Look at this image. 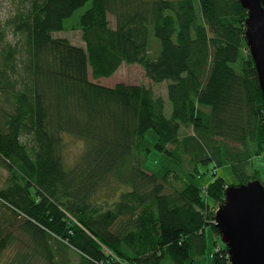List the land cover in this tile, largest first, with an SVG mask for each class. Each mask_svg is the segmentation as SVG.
Listing matches in <instances>:
<instances>
[{
	"label": "trees",
	"instance_id": "16d2710c",
	"mask_svg": "<svg viewBox=\"0 0 264 264\" xmlns=\"http://www.w3.org/2000/svg\"><path fill=\"white\" fill-rule=\"evenodd\" d=\"M9 1L8 17L0 15V258L13 247L14 264L201 258L205 227L219 235L214 216L227 187L260 179L247 172L264 146V103L246 8L239 0ZM73 30L84 45L58 36ZM128 64L151 85L95 82ZM152 129L157 152L181 169L190 161L182 178L144 168ZM67 135L84 142L68 164ZM224 160L236 184L216 175ZM208 163L212 178L200 186L196 167ZM111 180L117 194L100 204ZM210 264H231L224 244Z\"/></svg>",
	"mask_w": 264,
	"mask_h": 264
},
{
	"label": "water",
	"instance_id": "95a60500",
	"mask_svg": "<svg viewBox=\"0 0 264 264\" xmlns=\"http://www.w3.org/2000/svg\"><path fill=\"white\" fill-rule=\"evenodd\" d=\"M246 8V45L257 72L264 103V0H239ZM231 264H264V183L230 185L214 216Z\"/></svg>",
	"mask_w": 264,
	"mask_h": 264
},
{
	"label": "rangeland",
	"instance_id": "374dc122",
	"mask_svg": "<svg viewBox=\"0 0 264 264\" xmlns=\"http://www.w3.org/2000/svg\"><path fill=\"white\" fill-rule=\"evenodd\" d=\"M1 4V12L0 15L2 16V19H5L8 17V12L11 11L12 4H10L9 0H0ZM59 37L65 36L67 37L71 43L79 44V45H84L81 41V33L79 31L73 30V31H67V32H62L58 34ZM95 82H99L100 84L104 86H112L115 83L118 82H125V83H131V84H139L142 82L143 84L146 85H151L149 83L145 73L143 72L142 67L139 65H122L120 66L117 71L112 74V76H109L107 78H102L99 80H96ZM164 83V82H163ZM154 91L157 94H163L165 86L164 84L161 85H156L152 84ZM186 132H189V128L183 127L181 130V134H185ZM156 140L155 137V132L154 130H147V132L143 136V142L149 147L150 151L146 153V155L143 158V165L144 168H146L149 171H156L157 173H162L164 172L165 168H170L173 170H177L179 173V176L182 178L185 172V168L190 166L189 160L186 159L183 163L184 165L182 166V169L178 167L176 164V161L169 160L166 156H163L161 153L157 152L155 148H153V144ZM63 149L62 152H64V162L65 163H72L75 158L78 157L80 151L84 148V142L79 140L78 138H74L70 135L64 136L63 140ZM231 145V144H228ZM224 154V151H223ZM213 164L208 163V165H202L199 164L197 165V170L200 173L199 177H193V181H195L196 184L204 185L207 184L208 181L212 178V171H213ZM248 174L252 173L253 169L257 170L258 176L261 182L264 183V146L261 150V152L258 155H253L250 161V164L248 165ZM217 172V173H216ZM216 175H220L222 178L225 179L227 184H236L237 179L234 177L232 174V168L230 166V163L227 161H223L219 167L215 171ZM5 171H2L0 169V186L3 183L4 177H5ZM185 179V177H184ZM187 180V179H186ZM112 181V180H111ZM117 185L115 181H112L108 186L107 184L103 185L101 187V191L98 193L99 196L97 198L99 203L102 204L104 200L108 199L112 201L114 199L115 194H117V191L114 190L113 194L112 192H109V189L112 190L113 187ZM119 186H117L118 188ZM109 188V189H108ZM205 188V187H204ZM108 192V194H107ZM205 236H206V249L201 256V258L195 260L192 264H210V260L212 257V251L215 249V240L216 242L220 245H223V242L220 241L219 235L215 233L217 236L218 240L216 239V236H214V232L210 227H205L204 229ZM21 240L22 242H27V240L24 238V236L21 235ZM19 242L17 244V249L20 251L25 249V244ZM17 252L16 248H9L5 253L1 256L0 258V264H14L12 262V257L14 253ZM73 258H77L76 255L71 253L70 255ZM161 264H172L170 258H164Z\"/></svg>",
	"mask_w": 264,
	"mask_h": 264
},
{
	"label": "crops",
	"instance_id": "0c3cea01",
	"mask_svg": "<svg viewBox=\"0 0 264 264\" xmlns=\"http://www.w3.org/2000/svg\"><path fill=\"white\" fill-rule=\"evenodd\" d=\"M207 227H209V226H207ZM213 234H214V236H216V235H215V232H214ZM205 237H206V236H205ZM216 239L218 240L217 236H216ZM205 241H206V238H205ZM214 242H215V244H216V245H215V249H217L218 247L222 246L221 244L219 245V244L216 242V240H215ZM215 249H214V250H215ZM198 259H199V258H198Z\"/></svg>",
	"mask_w": 264,
	"mask_h": 264
}]
</instances>
